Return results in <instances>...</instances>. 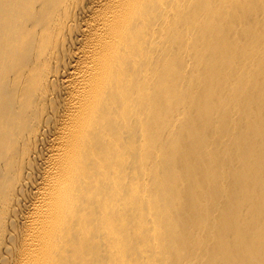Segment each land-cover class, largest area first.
I'll return each instance as SVG.
<instances>
[{
	"label": "bare ground",
	"instance_id": "6f19581e",
	"mask_svg": "<svg viewBox=\"0 0 264 264\" xmlns=\"http://www.w3.org/2000/svg\"><path fill=\"white\" fill-rule=\"evenodd\" d=\"M0 264H264V0H0Z\"/></svg>",
	"mask_w": 264,
	"mask_h": 264
}]
</instances>
